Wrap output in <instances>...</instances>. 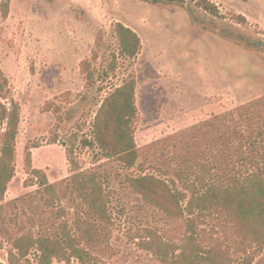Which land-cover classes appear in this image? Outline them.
Returning a JSON list of instances; mask_svg holds the SVG:
<instances>
[{
	"label": "rangeland",
	"instance_id": "rangeland-1",
	"mask_svg": "<svg viewBox=\"0 0 264 264\" xmlns=\"http://www.w3.org/2000/svg\"><path fill=\"white\" fill-rule=\"evenodd\" d=\"M116 23L140 38L133 60L118 53ZM85 60L96 72L90 87L80 71ZM131 78L137 159L127 169L81 141L102 99ZM0 86V102L19 113L14 176L0 199V264L15 239L49 236L73 218L68 197L44 205L34 171L58 194L78 171L102 181L112 226L94 264H157L136 237L152 230L179 242L178 222L144 204L126 178L173 179L182 190L174 172L183 157L218 165L212 176L240 169L235 157L249 152L235 130L264 126V0H0ZM194 139L205 152L190 148ZM36 263L34 249L21 261ZM253 264H264V251Z\"/></svg>",
	"mask_w": 264,
	"mask_h": 264
},
{
	"label": "trees",
	"instance_id": "trees-1",
	"mask_svg": "<svg viewBox=\"0 0 264 264\" xmlns=\"http://www.w3.org/2000/svg\"><path fill=\"white\" fill-rule=\"evenodd\" d=\"M115 34L119 55L133 60L141 48L139 36L121 23H116ZM90 64L87 60L80 64L86 87L95 82L96 72ZM113 66L111 63V69ZM135 92L136 80L131 78L104 97L95 111L89 138L81 141L84 147L97 149L107 159H117L127 169L137 159L133 137ZM10 105L0 102V123L5 125L0 133V199L14 176L19 113L15 103L11 101ZM54 111L57 114L60 108ZM243 117L249 122V116ZM246 128L248 135L234 132L238 147L249 152L235 157L240 163L237 171L224 169L212 176L218 165L192 163L183 157L174 172L182 190L175 188L173 179L164 181L152 175L126 178L129 189L144 204L155 207L167 220L178 222L173 230L179 232V242L164 240L152 230L136 237L138 247L157 264H253L263 253L264 126L246 123ZM190 148L205 152L206 146L201 147V142L194 139ZM34 173L44 194V205L52 207L56 200L68 197L73 204V218L70 224L59 223L49 236H34L29 231L15 239L8 252V264H21L32 249L37 252L36 264H52L53 260L94 264L95 255L106 254L104 249L109 248L107 238L112 226L102 181L95 173L78 171L60 183L58 194L43 173ZM59 216H63L60 211Z\"/></svg>",
	"mask_w": 264,
	"mask_h": 264
}]
</instances>
